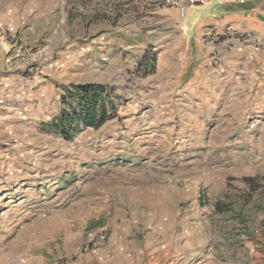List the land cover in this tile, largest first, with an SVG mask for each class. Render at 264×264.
<instances>
[{
	"label": "rangeland",
	"instance_id": "374dc122",
	"mask_svg": "<svg viewBox=\"0 0 264 264\" xmlns=\"http://www.w3.org/2000/svg\"><path fill=\"white\" fill-rule=\"evenodd\" d=\"M171 8L0 0L14 36L0 42V264H77L89 234L113 224V246L127 247L105 264H264V102L196 86L221 64L210 56L204 71L184 54ZM189 10L187 27L200 15ZM79 84L111 88L116 114L65 141L42 126ZM151 192L168 210L90 217Z\"/></svg>",
	"mask_w": 264,
	"mask_h": 264
},
{
	"label": "crops",
	"instance_id": "0c3cea01",
	"mask_svg": "<svg viewBox=\"0 0 264 264\" xmlns=\"http://www.w3.org/2000/svg\"><path fill=\"white\" fill-rule=\"evenodd\" d=\"M188 9L189 14L194 13L195 9L200 12L199 16L191 19L190 27L185 26L179 19L175 8H171L169 12L170 24L175 26L179 23L181 26V44L184 43L187 48L184 54L192 55L195 62L201 63L200 69L204 71L209 65L210 56L216 55L221 64L220 67H209L211 76L202 83L196 80V86L203 87V83H209L219 92L222 91L220 88L228 87L232 88V92L239 93L245 101L264 102V0H206L204 6ZM189 16L191 18L192 15ZM1 46L4 48V44ZM188 62L191 63V59L186 58L181 69L184 72L187 71ZM168 69L174 70L172 67ZM140 172L143 173V170ZM149 194L138 200L130 197L122 204V210H89L90 217H101L109 213L114 215L117 211L124 215L122 222L129 223L137 220L135 213L146 218L151 213L155 214L150 210H168V198L164 193L159 198L153 192ZM167 215V212L162 211L159 218L165 219ZM127 230L128 226L121 231L124 234ZM110 232L105 248L96 252L78 253L77 264H105L108 259L109 262H114L113 258L127 246L124 243L113 246L117 236L114 224ZM110 248L112 250L109 257H104L103 254Z\"/></svg>",
	"mask_w": 264,
	"mask_h": 264
},
{
	"label": "trees",
	"instance_id": "16d2710c",
	"mask_svg": "<svg viewBox=\"0 0 264 264\" xmlns=\"http://www.w3.org/2000/svg\"><path fill=\"white\" fill-rule=\"evenodd\" d=\"M147 56L145 53L142 57V65ZM153 62L154 57L151 56L148 66L153 65ZM111 91L108 86L94 84H79L68 88L61 97L64 106L62 112L43 125V130L54 133L65 141H72L79 133L80 127L99 129L116 114Z\"/></svg>",
	"mask_w": 264,
	"mask_h": 264
},
{
	"label": "built area",
	"instance_id": "2783aa9c",
	"mask_svg": "<svg viewBox=\"0 0 264 264\" xmlns=\"http://www.w3.org/2000/svg\"><path fill=\"white\" fill-rule=\"evenodd\" d=\"M160 2L174 7L180 19L184 18L188 7L204 6L206 4V0H160ZM240 2H242V0H240ZM13 38L14 36L11 32L4 29L0 30V42H5L7 40L11 41ZM108 239V229L102 227L94 230L89 234L87 240L83 244V250L85 252H96L106 246Z\"/></svg>",
	"mask_w": 264,
	"mask_h": 264
}]
</instances>
